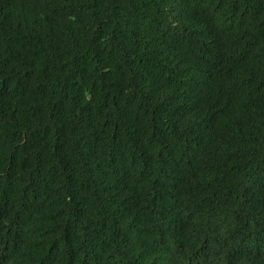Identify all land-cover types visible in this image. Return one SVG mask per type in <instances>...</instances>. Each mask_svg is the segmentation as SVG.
<instances>
[{
  "label": "trees",
  "instance_id": "obj_1",
  "mask_svg": "<svg viewBox=\"0 0 264 264\" xmlns=\"http://www.w3.org/2000/svg\"><path fill=\"white\" fill-rule=\"evenodd\" d=\"M0 264H264V0H0Z\"/></svg>",
  "mask_w": 264,
  "mask_h": 264
},
{
  "label": "bare ground",
  "instance_id": "obj_2",
  "mask_svg": "<svg viewBox=\"0 0 264 264\" xmlns=\"http://www.w3.org/2000/svg\"><path fill=\"white\" fill-rule=\"evenodd\" d=\"M121 228V227H120Z\"/></svg>",
  "mask_w": 264,
  "mask_h": 264
}]
</instances>
